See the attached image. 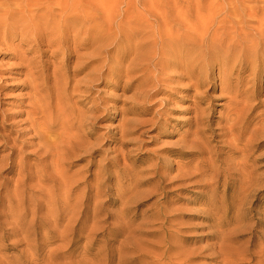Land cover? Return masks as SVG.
Returning <instances> with one entry per match:
<instances>
[{
    "label": "rangeland",
    "instance_id": "obj_1",
    "mask_svg": "<svg viewBox=\"0 0 264 264\" xmlns=\"http://www.w3.org/2000/svg\"><path fill=\"white\" fill-rule=\"evenodd\" d=\"M111 1L112 14L109 5H96L90 11L92 20L104 19L115 24L109 34L117 40L107 43L101 59L90 65L87 57L92 48H78V43L68 41L70 33L57 31L50 24L48 29L45 23H35L24 35L20 34L21 29H16L6 39H2L6 36L5 28L0 32V184L7 182L10 197L4 203L8 211L0 205V264H182L177 259L164 262L160 259L170 245L185 247L190 252L207 243L205 234L210 229L204 228L206 215L197 210L206 208L201 202L212 191L201 188L198 179L184 183L167 179L163 193L154 189L160 184L158 176L172 178L177 174V166L190 160L179 143L192 139L190 133L197 110L206 121H211L215 132L225 126L222 121L229 114H234L244 127V138L237 145L236 154L232 151L236 148L224 142L229 137L214 138L212 130L206 137L213 140L211 148L217 153L220 171L225 166L220 162L223 161L233 163L241 173L228 179L221 176L217 209L230 221L229 231L243 229L238 234L243 237L237 246L248 247L246 240L254 232L259 240L251 253L258 255L256 263L264 264V51L259 46L263 35L254 31L243 39L245 45L241 50H234L229 43L238 38H232L221 22L234 10L243 14L241 18L253 20L258 11L264 10V0ZM161 4L176 11L189 4L194 13L204 15L203 22L217 20L208 35L216 33L217 40L223 42L218 56L224 60L233 56L228 65L233 93H226L220 84L212 83L219 80L217 63L206 67L213 74L200 89L201 97L195 94L181 69L174 67L180 61L178 58L166 70L169 76H160L168 79L166 82L155 76L157 59L150 62L147 71L137 70L129 75L121 71L129 68L131 62V58L122 55L129 57L128 53L137 52L136 42L141 36L118 28L119 24L148 16L146 5L157 10ZM47 14L38 13L43 19ZM262 27L261 31L264 24ZM96 30L92 27L93 35ZM121 35L135 37L136 42L130 47L118 40ZM86 36L82 32L79 40L84 41ZM103 63L104 72L99 79L85 78L95 64ZM39 91L45 95L71 94V104L86 120L80 135L99 150L92 157L67 161L74 163L69 174L79 180L69 199L62 190L64 187L58 189L53 180L42 179V166L38 165L34 144L39 140L32 139L29 115ZM233 100L236 106L231 104ZM93 108L96 112L90 111ZM130 130L132 134L123 136V132L125 135ZM11 162L15 168L6 171ZM103 169L99 176L103 189L95 195L96 191L89 192L87 184L97 182L89 176ZM151 191L154 194L150 195ZM160 207L161 214L172 210L181 213L174 217L179 229L175 226L168 229L173 236L166 237L167 231L159 229L164 217H153ZM152 222L157 225L150 226ZM148 232L154 235H146ZM150 244L160 248L153 249ZM181 249L170 251L168 256H176ZM193 264L211 262L199 258Z\"/></svg>",
    "mask_w": 264,
    "mask_h": 264
},
{
    "label": "bare ground",
    "instance_id": "obj_2",
    "mask_svg": "<svg viewBox=\"0 0 264 264\" xmlns=\"http://www.w3.org/2000/svg\"><path fill=\"white\" fill-rule=\"evenodd\" d=\"M111 2V0H0V32L2 28H5L6 33V36L2 37V39H6L7 36L16 29H21L20 34L24 35L26 30L29 27L31 28L32 25H35V23H45L46 28H48V25L50 24V26L52 25L57 31L63 30L68 35L70 33L68 41L71 40L73 43H78V48H92L91 54L87 57L90 59L87 65L94 62L97 63L105 52V45L107 43L115 42L117 38L110 36L109 34V32H112V30L115 29V24L107 22L108 20L104 19L92 20L93 17L90 10L96 5H104V7H108ZM13 5L15 8H13ZM112 8L110 9L112 10ZM145 8L148 16L138 19L135 22L129 21L119 24L118 28H125L127 29V32L132 31L134 35L141 36L138 42L134 40L135 37L131 39L127 38L126 35H121L118 38V40L121 39L122 42H126V45L130 47L136 42L138 49L135 53H128L129 57H127V54L122 55L124 58H131V62L129 68L122 69L121 71H125L128 75L137 70L147 71L152 64L150 62L157 59V62L154 64L157 72L155 76L161 82H166L168 79H162L160 76L166 75L168 77L169 75L166 73V70L170 67L172 60L178 58L180 61L175 63L174 67L181 69L183 76L190 81V86L195 89V94L201 97L202 94H200V89L203 86H206L210 75L213 74V72H209L206 67L217 63L220 66L218 72L219 80L218 83L217 81L212 83L220 84L222 91H226V93H233L232 91L234 89L232 87L231 74L228 73V65L233 56L231 58L230 55L226 57L225 60L218 56L217 53L221 45H223V42L217 40L216 33H213L212 36L208 35L210 29L216 24V19L213 18L209 20L208 18L209 21L203 22L204 15L202 16V13H194L192 6L189 4H187L185 8L181 7L180 10L177 11L166 4H161L157 10H153V8L148 5H146ZM199 8H201V6H199ZM33 11H36L37 13L32 14ZM41 11L48 13L47 18H45L46 14L45 16H42L44 19L38 15ZM263 11L261 13L258 11L254 15L253 20L241 18L243 14L238 10L226 14V17L223 18L224 20L221 21L223 27L227 32L232 34V38H238L237 41H231L229 47H232L234 50H241L242 46L245 45V43L242 42L243 39L256 31L263 35V39L259 42V46L264 51V30L261 31L263 28L262 25L264 24ZM112 12L113 10L109 13L112 14ZM151 17H154V20H152ZM61 22L64 24H61L64 26L62 29L61 25L59 26ZM88 26H91V28H88ZM92 27L97 29L96 33L94 32V35L91 32ZM72 32H74V35H72ZM82 32L87 35L84 41L79 40V35ZM7 41L9 40L7 39L6 43ZM250 44L248 46H250ZM77 58H79V56ZM104 67V63L99 65L95 64L85 78L88 77L94 80L99 79L104 72ZM174 71L176 70L174 69ZM38 93L36 94V99L31 108L29 121L32 123V128L30 130V132L33 133L32 139L39 140L34 146L37 147V159L39 158L38 165L42 166V179L47 178V180H53L58 189L64 187L62 190L67 193V199H69L71 198L73 191H75V185L79 180L76 179V175L72 176L69 174V168L74 165V163H68L67 161H73L75 158L83 160L86 159V157H92V155L99 150L95 149L90 144H87L85 138L80 135V131L84 128L86 120L84 115L81 114V112H78L74 105L71 104V94L67 96L65 93H63V95L62 93L57 95L49 93L45 95L42 91H39ZM232 103L236 106L234 100L231 104ZM95 110L96 108H93L90 111ZM206 120L199 110L195 112L192 123L194 130L190 133L192 139L187 138L188 140H182L179 143V147L186 149L187 152L183 154L190 158V160L177 166V174L174 177L165 178L163 175L158 176L157 178L160 179V184L156 186V189L154 190L163 193L167 186V179H169L170 182L172 180L173 183H184L198 179L199 183H201V188L212 191L206 200L201 202L206 208L197 210L206 215L204 217V220L206 221L204 228L210 229V231L205 234L208 237V241L203 246L193 248L194 250L187 248L188 250H191L190 252L184 250L185 247L184 249H181L182 247H174L170 245L166 252H164L160 261H173V259H177L178 261H181L182 264H193L196 259L199 260V258H203L210 259L211 264H258L255 262L258 259V255L254 254L255 252L251 253V249L258 246L257 241L259 240L256 238L254 232L252 231L250 239L246 240L249 244L248 247H244V245L237 246L239 239L243 237L241 235L238 236V234H240L243 229H232L229 231L227 226L230 224V221L227 220L226 215L224 216V214L221 213L222 210L217 209V192L219 188L222 187L220 186L221 176L223 175L225 179H228L231 175L239 176L241 173L236 171L233 163L229 164L227 162L224 163L223 161L220 162L225 166L222 168V171H220L218 166L219 160L216 158L217 153L211 148L213 140L206 137V133L210 130H212L214 138L221 136L229 137L230 139L225 140L224 142L235 147L236 149L232 151L236 154V150L239 149L237 145L244 138V127L240 126L239 121L234 118V114H229L228 117L222 121L225 123V126L221 128L220 132H215L211 128V121ZM149 122L153 121L151 120ZM130 126L137 127L138 125L137 123H130ZM132 133L133 130L125 132V135L123 132V136ZM197 159L199 160L195 163ZM7 165L8 167L5 168L6 171L11 172L15 168L14 162L8 163ZM104 170L105 169L89 176H93L95 178L94 181L97 182L96 184H87L89 192L95 190V195L100 194V191L103 189V183L99 181V176ZM27 176L29 178L30 175ZM55 186H53V188H55ZM94 186L96 189H93ZM7 189V182H1L0 205H4L6 200L8 201V198H10ZM149 194H154V191H151ZM4 206L6 211H8V206L6 204ZM162 211L163 208L153 215V217L157 219H162L164 217L159 225V229H162L161 231H167L168 234L166 237L173 236L168 229L170 230L173 226L177 228L174 217L181 213L179 214L177 213V210H172L167 212L164 211L161 214L160 212ZM156 225L157 224L154 222L150 223V226L154 227ZM153 227L152 229L156 230V228ZM178 227H180V225ZM243 228L246 229V226H243ZM146 235L153 236L154 233L148 232ZM147 239H150V237ZM152 239L150 241H152ZM157 240L158 239L153 241ZM156 244H150V246L153 249H159L160 247ZM161 244L163 245V243H160V245ZM148 249L150 250L149 247ZM180 249L181 251L179 253L176 251V253H178L176 256H168L170 251ZM156 252L154 254H159ZM160 255L162 254L160 253ZM196 263L198 262L196 261ZM168 264L172 263L168 262Z\"/></svg>",
    "mask_w": 264,
    "mask_h": 264
}]
</instances>
